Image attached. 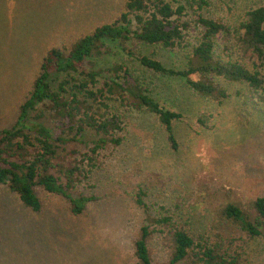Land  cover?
I'll list each match as a JSON object with an SVG mask.
<instances>
[{
    "label": "rangeland",
    "instance_id": "374dc122",
    "mask_svg": "<svg viewBox=\"0 0 264 264\" xmlns=\"http://www.w3.org/2000/svg\"><path fill=\"white\" fill-rule=\"evenodd\" d=\"M125 1L0 0V130L14 124L45 53L52 47L68 52L80 37L115 21ZM259 5L264 0H213L209 14L237 21L236 27L246 11ZM195 34L191 29L192 43ZM216 44L220 51L222 41ZM107 47L102 57L85 61L72 76L93 68L104 79L108 67L123 58L116 45ZM142 52L167 67L185 66L184 52L153 46ZM128 64L157 102L181 110L182 118L174 122L177 148H170L153 115L127 113L122 143L100 150L91 173L69 189L73 197L95 198L77 216L66 198L41 186L34 188L41 209L32 212L7 185H0V264H134V241L148 224L135 204L139 187L152 217L172 216L195 242L220 236L223 248L241 264H264L263 237H250L221 216L227 204H234L253 219V203L264 197V104L245 84L222 82L228 97L218 105L195 95L182 79ZM64 78V73H54L50 79L56 85ZM36 108L44 111L40 121L56 129L48 108L40 103ZM204 117L207 128L197 122ZM95 139L87 128L78 140L59 145L51 173L62 177L59 167L75 165L88 170L84 155ZM168 246L164 233L151 234L153 264H168Z\"/></svg>",
    "mask_w": 264,
    "mask_h": 264
},
{
    "label": "trees",
    "instance_id": "16d2710c",
    "mask_svg": "<svg viewBox=\"0 0 264 264\" xmlns=\"http://www.w3.org/2000/svg\"><path fill=\"white\" fill-rule=\"evenodd\" d=\"M212 1L126 0L124 11L115 21L80 37L68 52L50 48L14 124L0 130V185H7L32 212L41 209L34 190L41 186L66 198L70 212L81 215L95 198L73 197L69 189L91 173L94 156L100 150L122 143L124 119L135 110L153 115L165 131L170 148L176 149L174 122L182 118L181 110L168 109L157 102L128 62L162 77L182 79L195 95L218 105L228 97L222 82L245 84L264 104V6L246 11L234 27L237 21L209 14ZM191 29L196 31L194 43L189 40ZM218 39L222 41L220 51L216 50ZM110 44L120 48L123 58L108 67L104 79L93 68L81 71L79 78L72 76L85 61L102 57ZM144 46L184 52L185 66L167 67L144 54ZM54 73L65 74L56 85L50 79ZM39 103L48 108L56 129L40 121L44 111H37ZM207 119L199 118V126L207 128ZM87 128L96 135L89 153L84 155L88 170L75 165L59 167L62 177L52 174L57 166L54 161L59 160L58 146L78 140ZM145 196L139 187L135 204L145 213L148 224L140 227L134 241V264H153L148 241L156 230L164 233L168 241V264H241L236 255L223 248L220 236L195 242L172 216L152 217ZM253 208V219L234 204H227L221 216L250 237L264 239V197L257 198Z\"/></svg>",
    "mask_w": 264,
    "mask_h": 264
}]
</instances>
